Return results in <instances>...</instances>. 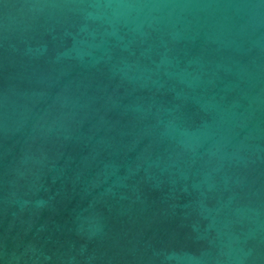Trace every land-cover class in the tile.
<instances>
[{
	"label": "water",
	"instance_id": "1",
	"mask_svg": "<svg viewBox=\"0 0 264 264\" xmlns=\"http://www.w3.org/2000/svg\"><path fill=\"white\" fill-rule=\"evenodd\" d=\"M0 264H264V0H0Z\"/></svg>",
	"mask_w": 264,
	"mask_h": 264
}]
</instances>
